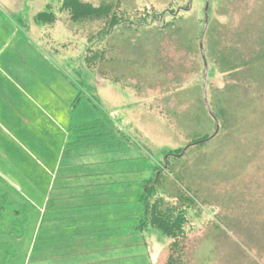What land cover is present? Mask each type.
Returning <instances> with one entry per match:
<instances>
[{
    "label": "rangeland",
    "instance_id": "rangeland-1",
    "mask_svg": "<svg viewBox=\"0 0 264 264\" xmlns=\"http://www.w3.org/2000/svg\"><path fill=\"white\" fill-rule=\"evenodd\" d=\"M81 1L127 23L0 0V264H164L170 240L138 229L160 169L162 193L192 199L184 264H264V0H210L209 111L206 0ZM117 196L130 212H79Z\"/></svg>",
    "mask_w": 264,
    "mask_h": 264
},
{
    "label": "trees",
    "instance_id": "trees-1",
    "mask_svg": "<svg viewBox=\"0 0 264 264\" xmlns=\"http://www.w3.org/2000/svg\"><path fill=\"white\" fill-rule=\"evenodd\" d=\"M60 10L65 12L73 23L91 19L106 21V23L108 21L109 30L107 34L110 32V29L118 26L120 22L123 25L127 23L124 19L119 22L112 4L107 3L94 6L91 3H86L81 0H63ZM110 16H112V19ZM35 20L42 24L51 25L55 22V15L51 12L50 7H48V11L37 14ZM130 24L129 22L128 25ZM98 124L101 125V120H93L90 124L87 123L84 125L86 129H89V125L97 126ZM90 129L92 128L90 127ZM98 133V130L91 132L88 139L91 141L99 140ZM200 142H203V140ZM162 172H164V169L156 171V180L154 183L150 181L144 187V193L140 195L139 201L141 206L143 205V209L142 218L139 220V229L145 232L151 229L158 231L170 240L168 257L164 264H184L183 243L187 239L185 228L186 226H190L189 217L191 215L192 199H189V196L186 194L179 196V199L174 203L170 196L162 193L158 189ZM160 191L162 194L159 193ZM6 197L7 195L0 194V217L2 216L1 212L7 205L5 201Z\"/></svg>",
    "mask_w": 264,
    "mask_h": 264
},
{
    "label": "crops",
    "instance_id": "crops-1",
    "mask_svg": "<svg viewBox=\"0 0 264 264\" xmlns=\"http://www.w3.org/2000/svg\"><path fill=\"white\" fill-rule=\"evenodd\" d=\"M75 99H76V97H75ZM73 107V106H72ZM101 115V114H100ZM93 120H97L96 118L95 119H93ZM92 120V121H93ZM83 123H86L87 124V122H83ZM83 125L84 124H80V126L79 127H77L79 130L80 129H83V130H85V128H81V127H83ZM102 128V127H101ZM104 132H106V131H104ZM110 132V131H109ZM99 135V137H100V140H101V138L103 137V131L102 130H100L99 131V133H98ZM109 136L112 138V137H114V135L113 134H111V132H110V134H109ZM84 137H85V140H86V134L82 137V138H75V141H81V140H84ZM84 140V141H85ZM93 141H91L90 143H92ZM89 143V144H90ZM76 147V146H75ZM85 147V146H84ZM115 150V149H114ZM72 151H75V153H77V151L76 150H72ZM107 152V151H106ZM84 154V153H83ZM95 182V181H94ZM92 183V182H91ZM104 185V184H103ZM93 185H91V187H92ZM97 186L100 188V184H97ZM82 187V189H86L87 187H90L89 186V183L88 184H85L84 186H81ZM104 187L105 186H103V189H104ZM115 187H117V185L115 184ZM73 188H71V189H69V190H72ZM117 190H116V194L117 195H119V191H118V188H116ZM130 192H131V194L132 193H134V190H133V188L130 190ZM132 196H135V198H136V194H134V195H132ZM128 197L127 198V200H125V199H119L118 198V196L116 197V200H113V201H108V200H98V201H95V202H92L91 201V199H87V203H85L84 205H80V207H81V211H79L80 213H82L81 214V216H89V212H94V213H98L97 215H95L96 217H101V216H107L108 215V213H113V215L114 216H116L115 214H117V213H120V212H126V210H129V212L131 211L127 206L129 205V199H130V202H134V198L133 197ZM136 202H137V204H139L138 203V200H137V198H136ZM93 208V209H92ZM64 209H66V208H64ZM77 208H71L70 210L71 211H73V212H75L76 213V211L78 212V209L76 210ZM84 213V214H83ZM124 214V213H123ZM137 217H138V219H139V211H138V214H137ZM82 218V217H81ZM138 219H137V221H138ZM104 222L103 223H105L104 225H103V228H102V230L101 231H104V232H101V233H99V232H95V236H111V235H113L114 234V232L116 231L115 229H117V228H115V226L112 224V226H108L107 224H108V222L107 221H105V220H103ZM84 222H87V220H85ZM73 224H74V222H72ZM134 229H135V227H134ZM138 229H139V226H138ZM83 232V231H82Z\"/></svg>",
    "mask_w": 264,
    "mask_h": 264
},
{
    "label": "water",
    "instance_id": "water-1",
    "mask_svg": "<svg viewBox=\"0 0 264 264\" xmlns=\"http://www.w3.org/2000/svg\"><path fill=\"white\" fill-rule=\"evenodd\" d=\"M191 2H192V0H191ZM209 4H210V0H206L205 7H204V26H203V30H202V33H201L200 38H199L200 53H201V58H202V61H203V64H204L203 95H204V101H205V104H206V108H207L208 111H209V108H208V105H207V98H206V94H205V81H206V75H207V64H206V61H205L204 52H203V48H202V41H203V36H204V33H205L207 25H208ZM190 6H191V4H190ZM215 124H216V133H217L218 125H217L216 121H215ZM183 152H182V154H183Z\"/></svg>",
    "mask_w": 264,
    "mask_h": 264
}]
</instances>
